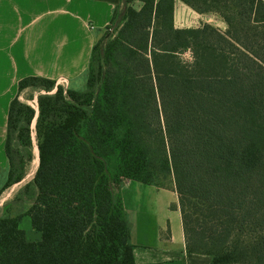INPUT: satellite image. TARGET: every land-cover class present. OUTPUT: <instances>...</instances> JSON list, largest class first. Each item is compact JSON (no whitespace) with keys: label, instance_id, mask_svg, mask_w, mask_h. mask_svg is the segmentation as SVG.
Wrapping results in <instances>:
<instances>
[{"label":"trees","instance_id":"16d2710c","mask_svg":"<svg viewBox=\"0 0 264 264\" xmlns=\"http://www.w3.org/2000/svg\"><path fill=\"white\" fill-rule=\"evenodd\" d=\"M133 1L121 0L93 44L81 88L18 81L0 193L22 178L12 141L32 159L35 118L27 214L40 240L25 239L22 214L0 217V264H139L120 186L160 174L173 176L189 252L264 264V1L235 0L231 17L220 13L223 31L175 27L174 0ZM26 88L37 113L20 100Z\"/></svg>","mask_w":264,"mask_h":264},{"label":"crops","instance_id":"0c3cea01","mask_svg":"<svg viewBox=\"0 0 264 264\" xmlns=\"http://www.w3.org/2000/svg\"><path fill=\"white\" fill-rule=\"evenodd\" d=\"M137 1L131 3L135 9L141 6ZM121 9V0H0L1 176L9 166L4 149L7 113L17 94L18 81L40 76L81 88L93 44ZM203 23L222 29L226 26L216 13L199 12L182 0H174L175 27L191 28ZM120 193L131 223L135 262L210 264L211 256L186 249L174 182L160 187L127 179ZM17 225L27 241L40 240L29 214L24 213Z\"/></svg>","mask_w":264,"mask_h":264},{"label":"rangeland","instance_id":"374dc122","mask_svg":"<svg viewBox=\"0 0 264 264\" xmlns=\"http://www.w3.org/2000/svg\"><path fill=\"white\" fill-rule=\"evenodd\" d=\"M193 4L195 9L204 12H212L216 13L217 16H220V13L225 14V16L231 17L233 13H235L234 3L235 0H188ZM139 2V1H137ZM140 3V2H139ZM224 21V19L221 17ZM225 22V21H224ZM213 25V24H211ZM226 25V22H225ZM220 30H225L220 28L219 26L213 25ZM192 28V27H191ZM182 57L185 60H190V55L188 52L184 53ZM62 87L63 90L69 89L74 86H70L67 83L56 84ZM33 93L32 88H26L20 95V100L32 106L37 113V104L36 97L34 96L30 99L31 94ZM31 130V140H32V159L30 161H26V157L28 156V148L19 144L18 141L13 140L12 146L15 151L14 153V176H21V180L7 187L0 193V217L2 216H16L18 214L27 213L29 208L31 207L35 197H36V186L33 182L34 172L36 170V137H35V118L30 124ZM9 168V166H8ZM7 171L2 174L0 171V187L5 182ZM127 180V179H124ZM123 180V181H124ZM174 179L172 174L158 175L154 184L160 187H169L173 185ZM122 184V183H121ZM121 187V186H120ZM179 205V204H178ZM21 215V216H22ZM205 227V225H203ZM203 228V227H202ZM207 249H211L213 251L212 246H207ZM208 255V254H207ZM210 256V255H209Z\"/></svg>","mask_w":264,"mask_h":264},{"label":"bare ground","instance_id":"6f19581e","mask_svg":"<svg viewBox=\"0 0 264 264\" xmlns=\"http://www.w3.org/2000/svg\"><path fill=\"white\" fill-rule=\"evenodd\" d=\"M37 149V148H36ZM37 161H38V155H37ZM37 165H38V162H37ZM37 168V167H36Z\"/></svg>","mask_w":264,"mask_h":264},{"label":"built area","instance_id":"2783aa9c","mask_svg":"<svg viewBox=\"0 0 264 264\" xmlns=\"http://www.w3.org/2000/svg\"><path fill=\"white\" fill-rule=\"evenodd\" d=\"M110 30V29H109Z\"/></svg>","mask_w":264,"mask_h":264}]
</instances>
